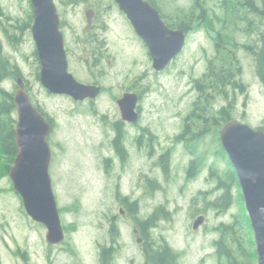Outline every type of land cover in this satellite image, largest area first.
Returning <instances> with one entry per match:
<instances>
[{"label": "rangeland", "instance_id": "1", "mask_svg": "<svg viewBox=\"0 0 264 264\" xmlns=\"http://www.w3.org/2000/svg\"><path fill=\"white\" fill-rule=\"evenodd\" d=\"M54 1L60 21L64 22L62 32L67 43L69 72L83 84L97 81L104 92L93 102H75L67 96L48 93L37 77L39 69L30 27L16 29V25L28 23L32 10L29 1L0 0V24L7 28L8 35L16 37L12 42L0 26L2 55L10 66L19 70L25 81L23 88L33 106L54 123L48 138L51 149L49 176L64 233L60 244H49L45 238L46 228L26 215L9 177H1L0 264H101L100 246L112 245L111 226L118 235L113 245L116 248L114 264H143L140 236L134 232L133 216L127 209L128 204L135 201V216L140 220L147 218L155 208L165 207L168 219L158 222L150 231V237L155 245L164 240L179 253V264H226L225 259L216 254L214 243L220 236L216 228L236 220L245 248L249 246L250 234L246 229V211L239 206L235 187L231 189L232 204L225 212L218 213L208 203L221 195L217 174L221 175L227 168L226 160L219 157L220 141L206 136L188 149L173 143L174 136L182 128V119L189 114L197 96L191 82L202 76L207 60L214 55L211 40L214 32L204 28L187 32L182 52L166 69L155 72L149 56L136 42L118 9L108 5L110 0H101L97 24L107 26L101 36L107 40L108 57L98 68L85 60L73 44L76 34L83 33L86 3L65 6L62 0ZM155 2L166 18L173 16L178 8L185 10L191 6V0ZM205 6L216 31L221 27L214 18V15L222 17L220 0H205ZM253 23L264 31V20L261 22L254 17ZM239 26L243 28L244 25ZM229 33L240 44H258L257 33L250 36L241 31ZM237 54L242 67L241 81L247 91L235 94L232 117L252 128L264 127V85L257 76L256 62L243 49ZM127 71L130 77L125 83ZM133 82L146 87L140 104V123L155 135V153L148 157L146 150L130 148L131 159L121 166L109 146L113 135L110 128L120 120L113 98H118L121 89ZM0 87L13 94L17 89L14 78L5 79ZM225 104L226 101L218 98L216 108ZM13 117L16 119V112ZM167 148L171 149V157L165 173L156 163L158 154ZM198 157L203 158V168L187 181L188 163ZM106 158L111 161L105 162ZM210 167L214 176H211ZM151 186H159V189L151 190ZM199 216H203V222L193 229L192 224Z\"/></svg>", "mask_w": 264, "mask_h": 264}, {"label": "water", "instance_id": "2", "mask_svg": "<svg viewBox=\"0 0 264 264\" xmlns=\"http://www.w3.org/2000/svg\"><path fill=\"white\" fill-rule=\"evenodd\" d=\"M32 8L31 37L39 62V82L52 95L74 101L95 99L100 88L82 84L68 72L60 19L54 0H29ZM137 36L144 42L156 72L163 71L182 51L186 33L169 29L159 12L146 0H114ZM88 16V13H86ZM16 111L14 143L16 154L8 177L21 198L27 216L46 228V241L60 244L64 239L58 207L49 176L51 124L32 105L21 78L13 97ZM137 96L124 94L116 101L120 118L138 120ZM222 149L231 163L240 187L255 243L257 264H264V131L231 119L218 131ZM199 216L192 224L197 229Z\"/></svg>", "mask_w": 264, "mask_h": 264}, {"label": "trees", "instance_id": "3", "mask_svg": "<svg viewBox=\"0 0 264 264\" xmlns=\"http://www.w3.org/2000/svg\"><path fill=\"white\" fill-rule=\"evenodd\" d=\"M101 0H62L65 6H74L83 3H97ZM151 6L157 9L167 27L170 29L181 28L185 32L197 28L211 30L214 34L211 40L214 44V55L207 60L206 71L200 78L193 79L191 82L192 90H195L197 96L192 103V108L185 119L183 131L178 135L174 142L183 141L188 149L193 144L201 141L206 136H212L214 141L219 143V129L229 120L233 119L232 111L235 108V94H244L247 87L242 83V67L238 58V50L243 49L249 53L256 62V73L259 81L264 85V31H261L254 22V17L261 22L264 20V0H220L222 17L214 15L219 21L220 28L214 30L211 24L212 19L207 13L205 0H191V6L188 9H176L173 16L167 17L162 14L160 7L155 0H147ZM32 21L31 13L28 15V23L16 25V29L22 30L30 27ZM243 24V28L239 26ZM5 36L12 42L15 41V35H8L7 28L0 24ZM232 31H241L242 34L250 36L253 33L258 35V44L245 43L240 44L234 37L229 35ZM36 57V53L34 52ZM14 75L20 76L19 70L10 66L8 61L2 55L0 43V83L5 79H13ZM222 98L226 101L225 105L216 108L217 99ZM15 113L13 103V93H9L0 87V178L7 177L9 167L13 164L16 154L14 143ZM264 124V119H263ZM264 130V127H260ZM196 145V144H195ZM167 156V154L165 155ZM219 156V155H218ZM220 158L226 160L227 168L221 175L217 174L218 186L222 193L214 201L208 202L218 213L225 212L232 204V187L238 191L239 206L244 209L242 195L240 192L236 173L229 162L226 153L221 148ZM166 159V157H165ZM162 164L163 171L167 173L169 162ZM204 161L202 157L194 158L190 161L186 172V180L197 176L202 170ZM211 176H214L213 168ZM13 190V187H11ZM152 189H159L157 188ZM154 191V190H153ZM79 208V206H74ZM128 213L133 216L134 224L140 231L143 241L142 253L143 264H179V253H176L163 240L159 245H155L150 237V231L156 227L158 222L167 220L169 213L164 206H159L145 219L136 218V201L128 204ZM246 229L250 234L248 237V248L243 245L242 231L238 229V222L235 220L232 224H221L216 228L220 236L214 245L216 254L219 258H224L226 264H255L256 253L250 222L245 214ZM109 232L112 235V242L109 247L100 246L99 256L101 264H112L116 249L113 245L116 243L117 231L111 226ZM240 233V237H239Z\"/></svg>", "mask_w": 264, "mask_h": 264}, {"label": "flooded vegetation", "instance_id": "4", "mask_svg": "<svg viewBox=\"0 0 264 264\" xmlns=\"http://www.w3.org/2000/svg\"><path fill=\"white\" fill-rule=\"evenodd\" d=\"M108 5L118 9V6L115 4L113 0H110V3ZM101 6H102L101 1L97 3H93V2L86 3L85 7H86V13H88V16L85 18V25H84L83 33L81 34V36H79V34H76V37L73 38L74 40L73 44L81 52V54L84 55V59L87 61H90L93 67H98V68L101 67L102 63L108 57L107 56L108 55L107 54L108 52L107 40L106 38H103L101 36L102 31H107V26L104 23L100 26H98L97 24L98 17L101 14ZM118 11L120 15L122 16V18L124 19L127 27L130 29V31L133 32L136 42L140 43V45L142 46V49L144 50V53H146L149 56L146 46L134 32L133 27L131 26L130 22L126 19L125 15L119 9ZM63 26H64V22L63 23L61 22L60 23L61 32L62 30L63 32L65 30V27ZM97 29H100V31L98 32ZM63 40H64V49L66 52V57H67L68 65H69L68 49H67V43H66L64 34H63ZM88 58L90 60H88ZM150 62H151V59H150ZM151 68H152V64H151ZM39 70H40V67H39ZM68 70H69V66H68ZM99 72L102 73L101 70ZM128 73L129 71L124 73L125 83L129 81L130 75ZM18 78H21L24 81L21 75L20 76L14 75L15 81H17ZM24 82H23V85H24ZM87 84L98 86L100 88L99 96L102 94V92H104L102 86L97 81L89 82ZM127 93L134 94L137 96L138 103H137L136 110L138 112L139 118L134 123L125 122L120 119L116 121L114 124H112V127L110 128L112 130L113 135L110 139L109 146L111 148L112 155L114 156L115 159H117V161L120 163L121 166H124L126 163L130 161L131 159L130 148H133L137 151L146 150L148 153V157H152L155 153L154 143H155L156 137L150 132V130H148L145 127H142L140 123V117H141L140 104L144 100V97L146 95V87L140 86V84L137 85L136 83L133 82V84H131L130 86L123 87L121 89V93L119 97L113 98V99L116 101L119 98H121L124 94H127ZM88 101H91V100H88ZM44 117L51 124L54 130V123L52 119L46 115ZM185 119L186 117L182 119V128L180 132L174 136V141L176 137L182 133L183 127L185 125ZM53 130H51V132H53ZM174 141H173L174 144L182 145L183 147H185V143L183 141H180V142H174ZM166 154L167 156H165ZM170 157H171V149L167 148L163 153L158 154L156 166L159 169H162V164L164 163V159H165V164H166V161L167 162L170 161ZM109 161H111L110 158L105 159V162H109ZM189 163H188V166H189ZM147 181H150V180H147ZM122 205H124V200H122ZM134 232L138 234V236H140V232L137 228L134 229ZM138 241L141 245L143 244V241L140 237L138 238Z\"/></svg>", "mask_w": 264, "mask_h": 264}]
</instances>
